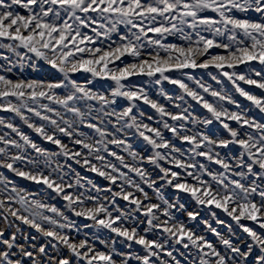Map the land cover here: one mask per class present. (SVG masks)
<instances>
[{"label": "snow or ice", "instance_id": "6c2138e0", "mask_svg": "<svg viewBox=\"0 0 264 264\" xmlns=\"http://www.w3.org/2000/svg\"><path fill=\"white\" fill-rule=\"evenodd\" d=\"M169 35H178L184 43L165 42ZM0 48L18 57L11 60L0 53L9 65L7 69L0 65V109L14 113L44 140L58 146V151H50L20 124L0 116V126L11 130L0 134V167L46 186L63 197L71 212L90 217L96 226L142 246L139 252H120L119 264H130L133 259L137 264H264V0H0ZM20 48L27 51L22 55ZM31 61L50 66L49 76L13 79L8 75L12 65ZM251 61L259 62L258 67L246 64L245 69L237 68ZM210 66L251 106L240 109L232 95L184 71ZM81 70L91 77H107L114 85L101 83L98 87L91 78L76 77ZM138 73L152 78L156 85L161 81L178 85L207 114L195 115L188 108L169 110L150 96L146 86L124 83ZM184 77L201 91L189 87ZM241 81L260 91L246 90ZM159 91L169 101L183 100L163 87ZM208 94L216 99H209ZM118 97L124 103L118 104ZM137 101L150 105L161 118H170L172 123L161 120L170 137L161 127L139 119L145 113L139 111ZM189 121L204 127L192 130L185 123ZM213 121L222 127H211ZM58 134L79 147L69 149ZM130 134L143 138L144 151L133 147L127 138ZM177 140L187 146H178ZM110 145L128 152L132 162ZM28 148L36 156L26 154ZM222 149L226 150L223 154ZM61 156L109 180L110 197L101 196L99 187L93 195L88 189L79 191L83 187L79 174L73 173L67 159L61 163ZM93 160L101 162L100 166ZM20 161L23 165L15 166ZM145 162L159 169L156 179L163 184L157 185ZM118 180L119 190H114ZM142 185L152 189L160 202H153ZM165 185L190 194L198 205L223 210L250 243L236 242L235 233L225 236L203 217L197 222L199 212L179 203V192L176 203L164 197L161 189ZM73 188L77 190L73 192ZM117 197L129 202L131 211L121 208ZM177 208L187 213L192 226L176 218ZM137 212L143 214V220L134 218ZM210 215L216 217L214 211ZM130 219L132 225L125 226ZM244 220L253 221L259 229ZM137 221L146 227L139 228ZM21 222L36 229L44 241L24 233ZM199 223L206 226L204 233ZM74 228V222L55 204L37 198L0 173V264H117L115 240L109 243L95 236L111 249L103 251L88 238H71ZM154 229L162 231L150 238ZM206 232L214 234L217 242ZM177 244L185 251L180 252Z\"/></svg>", "mask_w": 264, "mask_h": 264}, {"label": "rangeland", "instance_id": "374dc122", "mask_svg": "<svg viewBox=\"0 0 264 264\" xmlns=\"http://www.w3.org/2000/svg\"><path fill=\"white\" fill-rule=\"evenodd\" d=\"M150 35H152L150 33ZM115 38V37H114ZM103 40V38H101ZM165 42H176V43H184L178 35H169L166 37ZM20 53L23 55L27 50L20 48L19 49ZM212 51V50H210ZM222 51V50H221ZM0 53H4V55L8 56L9 59L11 60H16L18 57L14 52H11L8 49L0 48ZM31 55V54H29ZM32 63H36L38 65H43V67H37L33 68L31 66ZM113 63H119L113 62ZM246 64H251L253 66L259 65V62L257 61H251V62H245V64L238 65V69H245ZM0 65H2L5 69L9 67L8 63L6 60L0 58ZM113 65H109V67H112ZM12 71L8 73V75L13 78H47L50 74L49 68L50 66H47L44 64L43 61H31L27 62L23 65L21 64H14L11 66ZM227 67V66H225ZM259 70V68H258ZM184 71H190L192 75L196 76L197 79H202V82L205 83L206 85H211L213 88L219 89L226 91L234 99H236L239 102L240 109H243L245 107H250L251 102L247 100L246 97H243L239 92L235 90V87L231 84L230 81L226 77H223L222 73L219 72L218 69L210 66L209 68H196V69H184ZM211 73V75H210ZM76 77L81 78V77H88L91 78L93 81V84H96L98 87L101 83L104 84L105 87L108 85H114V82L111 81L107 77H91L90 73H85L83 70H81L80 73L74 74ZM159 74H157L158 77ZM175 75H179V73H175ZM215 75L218 77V80H213L212 76ZM253 78H256L253 76ZM185 82L189 84V87L196 88L197 91H201L199 87L194 83V81L188 80L187 77H184ZM124 83H132V84H141L144 85L148 88L149 94L153 99L158 100L160 103H164L166 107L169 110L176 111V110H183L184 108H188L189 111H194L195 115L203 116L207 114V110L203 108L201 104H199L198 101L192 100L190 97H188L185 93H183V90L179 88L178 85H175L169 81H161L160 85H156L154 82H152V78L148 77L145 74L138 73L134 76H130L125 78ZM242 87H245L246 90H253L256 92H259L260 90L258 89L257 86L255 85H247L244 82H240ZM163 87L164 91L168 92L170 95L174 97H183V100H172L169 101L165 96H163L159 89ZM103 90V89H101ZM208 98L211 100H215V97H211L210 94H208ZM117 103L121 104L124 103L123 98H117ZM137 104L139 106V111H142L145 113L143 117H139V119L145 120L146 122L152 124L153 126L156 127H161L163 131H165L166 136H171L172 134L168 132L167 130H164L162 128V119H168L170 123L172 121L168 117H163L159 115V113L156 112L155 109L151 108L150 105L146 104L143 101H137ZM180 104L181 107L180 109H176L175 105ZM226 106L230 107L233 110H236L235 105H230L227 102H225ZM134 112H137V109H133ZM251 111L256 114L257 116L260 115L259 111L255 109L254 107H251ZM0 116L5 117L6 120H12L15 123L20 124L21 128L30 135L38 144H40L43 147L48 148L50 151H58V146L52 144L50 141L44 140L42 137L39 136L38 133H36L33 129H30L27 127V125H24L22 121H20L19 117L16 116L14 113H11L10 111H5L3 109H0ZM148 117H151V119H148ZM188 124V127L192 130H197V129H202L204 126L202 124H197V125H192L191 122H185ZM234 123V122H233ZM211 127L214 128H220L222 126L219 125L217 121H213V124ZM87 130V129H85ZM11 130L7 129L4 126H0V134H3L4 132H10ZM130 133H134V130H129ZM227 135L226 133H224ZM15 134H13L14 136ZM60 135V138L64 143H66L69 147V149L73 148H78L79 146L73 145L70 141V139L63 134H58ZM130 142L132 143L133 147L136 148L138 151H144V149L147 147L146 142L143 140V138L139 137L138 134H130L127 137ZM178 146L184 145L185 147L187 146L185 142L181 141H176ZM110 148L118 151V153L122 154L125 156L126 161L131 163L132 158L129 155L128 152L123 151L122 148H119L116 145H110ZM230 147H235V146H230ZM15 151V150H14ZM226 151L224 149L221 150V153ZM29 156H36V154L30 149H27V153ZM107 158L109 160H112L113 162H117L114 157H111L110 154L105 153ZM67 159V162L72 165L73 173H78L79 177L81 179V183L83 184L82 188H79V191L83 192L85 189H88V194L93 195L95 194V187H99L101 191V196L103 195H109L110 193L107 191V186L111 184L109 180H107L105 177L99 175L98 172L92 171L88 166H85L83 164H77L75 161H73L71 158H64V157H59V160L61 163ZM198 160H203L205 158L202 157H197ZM93 163H96L98 166H100L101 162L93 160ZM165 163V166H169ZM23 162H17L15 166L19 167L22 166ZM145 167L148 168L149 173L151 174L153 179H156L157 174L159 173V169L156 168L153 165L148 164L145 162ZM218 167V166H216ZM27 170V169H25ZM125 171H128L125 169ZM0 173H3L5 176H7L10 180L14 181L17 185L26 188L30 192H33L36 194L37 198L44 200L47 203L50 204H55L58 208H60L62 211H64L70 219L74 222L75 228L70 231L71 238L73 239H85L88 238L90 242H94L96 244V247L100 250L103 251H110V247L106 244L100 243L99 240H95V236H99L100 240H108L109 243H111L112 240H115L114 247L116 251L113 253V258L117 261V264H119V261L123 258L119 255L120 252H127V251H134V252H139L140 249L142 248L141 245L137 244L135 241H127L126 238L120 237L116 233H112L109 229L107 228H101L96 226L95 222L87 216H79L76 215L75 213L71 212L70 210L67 209L66 206V201L63 200V197L61 195L55 194L53 190L48 189L46 186L42 184H38L34 181L28 180L25 177H20L16 173L12 172L9 169L0 167ZM129 175L132 176L133 178L139 180V177L136 176L135 173L129 172ZM74 181V176L72 177ZM121 181H117L115 185H113L114 190H119V184ZM157 185L163 184V181L160 179H156ZM145 187L147 191H149V195L152 197L153 202H160L157 200L155 195L153 194L152 189H149L147 185H142ZM73 192H75L77 189L73 188L71 189ZM162 192L164 194V197L166 199H169L171 202L176 203V194L179 192L180 195V200L179 203L185 204V206L188 208V210H195L198 211L200 216L197 218V222H199L200 217H203L205 219H208L210 223L213 224V226L217 227L219 231H221L225 236H229L232 233H235V236H233V239L236 240L238 243H250V240L247 237V234L243 232L242 229H240L236 222L229 217L226 213L223 212V210L216 208L214 205H198L196 202L190 197V194L183 193L182 190H177L174 189L170 186L165 185L162 189ZM68 191V189H66ZM117 202L121 206V208H124L125 211H131V206L129 205V202L124 201L121 197H117ZM88 206H91V203L88 204ZM111 207V205H108ZM214 211L216 213V217H212L210 215V212ZM175 216L179 220H184L188 223L189 226H192L193 222L189 220L187 217V213L180 208H177L174 210ZM116 214V213H114ZM134 218L139 217V220H143V214L142 213H134L133 214ZM217 220L223 221V223H217ZM243 222L247 223L249 226H253L256 229H259V225H255L253 221H248L244 220ZM122 223V222H118ZM133 220L130 219L127 221V224L125 226L132 225ZM139 224V228L146 227V223H140L137 221ZM231 226V227H229ZM20 227L22 231L26 234H29L31 236H35L37 238V242H43L44 238L42 235H40L36 229L32 228L29 225L23 224L22 222L20 223ZM205 225L203 223H199V230L204 233L205 230ZM79 229V232L76 231V229ZM68 231V230H65ZM162 231L160 229H154L152 233H150V238L152 235H158L159 232ZM208 238L212 239L214 242H217V239L214 234L211 232H206L205 233ZM129 244H131V247H129ZM222 247V246H221ZM176 248L179 249L180 252H184L185 250L183 247L179 244L176 245ZM49 251L53 252L54 250L49 247ZM187 258V257H185ZM130 264H137V262L133 259L130 261Z\"/></svg>", "mask_w": 264, "mask_h": 264}]
</instances>
